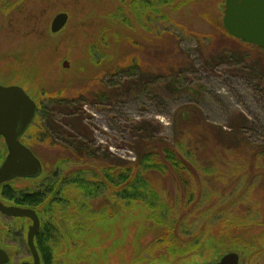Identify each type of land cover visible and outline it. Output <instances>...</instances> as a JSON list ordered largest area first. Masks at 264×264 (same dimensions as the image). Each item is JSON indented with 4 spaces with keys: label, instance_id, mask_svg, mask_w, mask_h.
Segmentation results:
<instances>
[{
    "label": "rangeland",
    "instance_id": "obj_1",
    "mask_svg": "<svg viewBox=\"0 0 264 264\" xmlns=\"http://www.w3.org/2000/svg\"><path fill=\"white\" fill-rule=\"evenodd\" d=\"M122 4L125 0H0V85H20L37 100L38 116L21 142L44 167L42 176L18 178L14 186L32 188L40 177L48 184L53 178L48 175L68 158L70 151L45 135L41 120L47 114L71 131L65 123L69 107L54 100L81 94L83 103L76 106L82 105L83 125L101 152L133 161V129L142 121L156 129L161 140L174 143L179 134L184 143L190 140L197 149L190 164L195 194L189 200L174 175L150 176L161 193L156 209L161 222L151 216L147 204L126 210L111 199L110 190L85 205V211L76 206V200L83 199L76 190L70 193L75 198L71 207H49L51 195L40 209L45 220L62 230L48 245L52 261L179 264L194 253L198 256L188 264H207L235 251L241 254V264H264V162L251 156L250 146L223 147L219 141L226 144L225 139L205 131L207 124L232 132L237 118H244L242 129L250 142L264 143V48L225 30V0L190 1L179 10L164 7L162 13L151 14V21L136 19L128 2L123 6L126 15L121 14ZM62 12L69 20L54 33L52 20ZM128 58L149 68L144 75L151 81L149 90L139 93L133 87L118 97L95 101L94 91L111 94L128 81L129 75L117 72L118 65H128ZM64 60L68 68H63ZM177 69L176 84L171 85V73ZM194 107L199 113L192 123L182 121L181 113ZM0 149L8 150L2 138ZM103 165L77 164L74 157L66 164L100 176ZM80 221L91 226L81 229ZM30 223L0 211V246L11 254L12 264L30 259Z\"/></svg>",
    "mask_w": 264,
    "mask_h": 264
},
{
    "label": "trees",
    "instance_id": "obj_2",
    "mask_svg": "<svg viewBox=\"0 0 264 264\" xmlns=\"http://www.w3.org/2000/svg\"><path fill=\"white\" fill-rule=\"evenodd\" d=\"M190 1L199 0H125V5H127V2L130 4L129 11L136 19L141 20L147 18V21H151V14L158 15L162 13L164 7L170 6L173 10H179L180 7L187 5ZM125 5L122 4L121 8V14L123 15L125 14ZM127 22H129V19H127ZM245 58H247V56H245ZM141 66L137 63L135 58H128V65L117 66V72L118 70L119 73L124 71L129 75L128 81L119 86V90H112L111 94L102 93L100 90H97V92L94 91L91 96L95 98V101L99 99L104 101L114 98L113 96L118 97V93H122L125 90L129 91V89L132 90L133 87H135L133 91H139V93L148 91L151 81H147L144 75L150 70L149 68ZM177 71L179 70L177 69L175 73H171V76L175 77L172 78L171 85L176 84V77H178ZM133 91H131V93ZM82 97H84V95L81 94L75 98H64L63 95H58L54 100L58 105L69 107L67 111L68 117L65 123L66 126H72L73 129L70 127L71 131L65 130L63 126L54 123L52 118L47 114L43 116V121L41 120V123L44 124L45 135L50 137L53 142H58L66 146L65 148L70 151L67 159L58 162L56 165L58 168L53 175H48V178H51V176L53 177L50 179L49 183H46L48 181L47 178L40 177L38 182H36L37 184L32 188H16L14 182H6V184L0 186V197L4 202L16 206L30 207L36 210L39 220H41L36 242L38 243V247L43 249L42 252H44L45 261L48 263H52L53 260V252L50 251V246L48 247V245L53 237L62 233V230L53 223V220L44 219V212L40 209L41 206L46 205L45 202L51 195L53 196L48 205L49 207H53L54 203L67 206L71 200H75V198L70 197V193L76 190L80 192L81 197H83L80 202L76 200V206L80 208L81 211H85V207H87L85 205L110 190L112 192L110 193V195H112L111 199L120 203L126 210H132L137 203L147 204L153 211L151 216L155 218L156 221L161 222L163 220L162 215L159 213L158 215L156 210L161 204V193H158L159 191L157 188L151 183L150 176L162 175L165 177L167 175H174L173 177L181 182L189 200H191L192 196L195 194V191L192 190L193 182L190 176L192 173L190 164L197 149H194L190 140L184 143L183 134H179V136L175 137L174 143L161 140L160 137L156 136L157 130L147 125L145 123L147 121H142L134 125L133 129L134 143L132 149L136 152L133 161L118 158L109 151L101 152L94 148L93 143L90 141V136L86 132L87 129L83 125L82 105L80 107L76 106L79 101L83 103ZM196 111L199 113L197 107L184 110L180 115L181 120L186 121L187 124H191L193 119L192 116L196 115ZM78 119V123H72L70 121L75 120L77 122ZM243 119L244 118H237V124L233 125L234 131L232 132H226L223 127L218 125L207 124L205 125V131H209L210 136L216 138L217 136L220 138L222 137L227 143H230L225 144L219 141V144H222L223 147L240 148L250 146L253 151L251 156L264 162V143L256 145L250 142V139L245 135L242 129L246 122V120ZM189 142H191V144ZM4 156L5 153L0 149V163L4 160ZM72 157L75 158L77 164L90 161H97L104 164L101 173L103 175L100 176L92 169L80 168L75 170L68 168L66 164L70 162ZM58 169L59 171H57ZM89 213L93 216L95 211L91 209ZM89 213H86L87 218L90 216ZM18 218L27 219L25 217ZM89 223L90 222L86 223L80 221L77 226L81 227V229H85L91 226Z\"/></svg>",
    "mask_w": 264,
    "mask_h": 264
},
{
    "label": "water",
    "instance_id": "obj_3",
    "mask_svg": "<svg viewBox=\"0 0 264 264\" xmlns=\"http://www.w3.org/2000/svg\"><path fill=\"white\" fill-rule=\"evenodd\" d=\"M224 9L223 26L232 36L264 48V0H225ZM68 20L66 12L57 14L52 20L51 31L60 32ZM62 66L68 68L69 61L64 60ZM37 108L35 100L21 86L0 85V138L8 148L5 160L0 165V186L16 178L37 179L43 172L40 158L21 142L25 131L35 120ZM0 211L6 216L32 220L28 228L27 242L33 253L34 263L40 264L34 242L41 226L36 210L19 205H6L0 199ZM9 262V254L0 247V264ZM212 264H239V255L236 252L228 253L219 262Z\"/></svg>",
    "mask_w": 264,
    "mask_h": 264
},
{
    "label": "flooded vegetation",
    "instance_id": "obj_4",
    "mask_svg": "<svg viewBox=\"0 0 264 264\" xmlns=\"http://www.w3.org/2000/svg\"><path fill=\"white\" fill-rule=\"evenodd\" d=\"M36 237H37V235L35 236V238H34V242H35V246H36V250H37V252H38V254H39V263L40 264H58V262H54V261H52V263H48V262H46L45 261V257H44V252H42L43 251V249L41 248H39L38 247V243L36 242ZM26 242H27V238H26ZM27 248H26V251L30 254V259L29 260H20V262H19V264H24L25 262H27V263H29V264H35L34 263V257H33V253L31 252V250L29 249V246H28V242H27ZM0 247H2V246H0ZM3 248V247H2ZM6 250V249H5ZM6 252H7V250H6ZM226 254L227 253H229V252H225ZM236 253H238V255H239V264H241V254L239 253V252H236ZM7 254H9V258H10V262H9V264H12V262H13V257L11 256V254L10 253H8L7 252ZM196 256H198L197 254H194V253H192V254H190V255H188L187 257H186V259L183 257V259H181L180 260V263L179 264H188V262L192 259V258H195ZM222 257V256H221ZM221 257H219L218 259H216V260H212V262L211 263H207V264H212V263H215V262H217V261H219L220 259H221ZM198 262V264H199V261H197ZM74 264H77V263H74Z\"/></svg>",
    "mask_w": 264,
    "mask_h": 264
}]
</instances>
